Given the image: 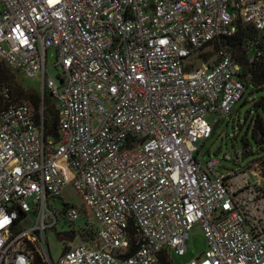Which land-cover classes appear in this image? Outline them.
<instances>
[{"label": "built area", "instance_id": "obj_1", "mask_svg": "<svg viewBox=\"0 0 264 264\" xmlns=\"http://www.w3.org/2000/svg\"><path fill=\"white\" fill-rule=\"evenodd\" d=\"M244 25L259 56L264 0H0V62L51 94L59 133L0 89V264L35 251L47 264H161L184 255L195 224L206 248L184 264H264V178L197 157L209 118L219 126L245 90L230 50L201 55ZM60 218L83 224L56 234L54 263L45 232Z\"/></svg>", "mask_w": 264, "mask_h": 264}, {"label": "trees", "instance_id": "obj_2", "mask_svg": "<svg viewBox=\"0 0 264 264\" xmlns=\"http://www.w3.org/2000/svg\"><path fill=\"white\" fill-rule=\"evenodd\" d=\"M210 45L216 49V55L221 47H226L240 63V76L245 86L242 97L250 87V95L255 91L264 90V53L256 56L257 51L262 49V43L258 32L253 26H239L232 36L215 39L210 42L209 46ZM212 54H214V52L210 51L201 56L203 60H206L210 58ZM15 73L16 72L11 71L0 62V89L2 87H7L9 89L10 98L13 103L25 102L31 107L34 119L36 123L42 126L45 137L51 136L58 138V105L56 101L46 90L41 92V90L36 89H24L16 83ZM246 101L245 99V102ZM251 104L252 108L255 109V114L247 122V132L250 130L254 148L247 139L246 132L242 139L243 147L241 154L244 156L249 153L257 154L255 159L260 160L259 167L264 178V95L257 99H252ZM239 112V109L235 108L229 116V119H232L231 116L234 114L239 120ZM247 118L248 114L245 115L244 123L247 121ZM95 233L96 229L92 227L82 238L84 241L92 240L94 239ZM33 256V264H47L42 260L38 252L35 251ZM160 263L175 264L172 258L167 254H162L160 256Z\"/></svg>", "mask_w": 264, "mask_h": 264}, {"label": "rangeland", "instance_id": "obj_3", "mask_svg": "<svg viewBox=\"0 0 264 264\" xmlns=\"http://www.w3.org/2000/svg\"><path fill=\"white\" fill-rule=\"evenodd\" d=\"M214 47L212 45L205 48L204 53L214 52L211 57H216ZM55 60L53 49L48 50L47 54V73L49 76L56 79L57 70L52 66ZM198 61V60H197ZM15 81L17 84L22 86L24 89H36L40 90L41 84L39 80H27L20 74H14ZM251 87L246 91L241 100L236 104V109H239V120L234 116H231L232 119L227 118L220 123L216 128L214 133L210 138L206 140L199 141L197 146L199 148V153L197 155L201 164L205 163L209 159L215 160L218 162L217 170L223 172L224 174H230L236 171H245L251 175L253 180L258 179L257 176L252 173H258L261 178L263 175L260 171V160L255 159L257 157L256 153H249L244 156L241 154L243 147V137L247 132V122L255 114V109L252 108L251 100L257 99L260 96L264 95V90H259L249 94ZM245 99L247 100L245 102ZM248 114L247 121L244 123L245 115ZM211 122H215L213 117H210ZM239 121V123H238ZM247 139L249 140L251 146L254 148V143L251 140L250 130L247 132ZM229 154L231 159H224V155ZM255 159V160H254ZM254 160V161H252ZM252 161V162H251ZM253 175V176H252ZM61 198L65 201H76V196L69 187H67L61 194ZM57 205L60 206V199L56 201ZM83 224V220L79 219L73 224L65 222L64 219H59V222L56 228L48 229L45 232V240L47 242V247L49 250V256L51 260L56 263L58 257L62 253L63 245L61 241L57 238L56 234L58 232H64L77 228ZM96 225H93L95 229ZM187 250L183 256H173L174 263L184 264L190 259L195 258L201 254L206 248L204 236L202 230L198 224H195L189 232V238L186 244Z\"/></svg>", "mask_w": 264, "mask_h": 264}, {"label": "water", "instance_id": "obj_4", "mask_svg": "<svg viewBox=\"0 0 264 264\" xmlns=\"http://www.w3.org/2000/svg\"><path fill=\"white\" fill-rule=\"evenodd\" d=\"M219 121H216L213 123L212 125V133H214V131L216 130V128L218 127ZM66 234V233H65Z\"/></svg>", "mask_w": 264, "mask_h": 264}]
</instances>
